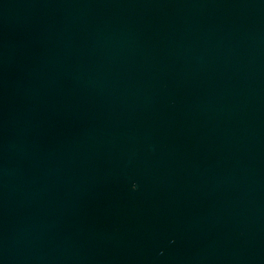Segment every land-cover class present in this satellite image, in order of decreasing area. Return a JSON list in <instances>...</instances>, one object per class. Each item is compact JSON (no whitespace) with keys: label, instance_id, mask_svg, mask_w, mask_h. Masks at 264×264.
Masks as SVG:
<instances>
[{"label":"water","instance_id":"water-1","mask_svg":"<svg viewBox=\"0 0 264 264\" xmlns=\"http://www.w3.org/2000/svg\"><path fill=\"white\" fill-rule=\"evenodd\" d=\"M0 264H264V0H0Z\"/></svg>","mask_w":264,"mask_h":264}]
</instances>
